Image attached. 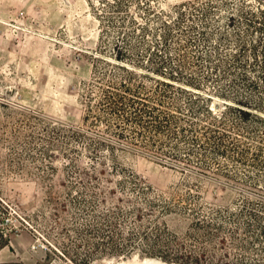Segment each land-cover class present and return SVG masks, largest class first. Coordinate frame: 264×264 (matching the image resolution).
Here are the masks:
<instances>
[{
	"label": "rangeland",
	"instance_id": "374dc122",
	"mask_svg": "<svg viewBox=\"0 0 264 264\" xmlns=\"http://www.w3.org/2000/svg\"><path fill=\"white\" fill-rule=\"evenodd\" d=\"M262 18L0 0V264H264Z\"/></svg>",
	"mask_w": 264,
	"mask_h": 264
},
{
	"label": "bare ground",
	"instance_id": "6f19581e",
	"mask_svg": "<svg viewBox=\"0 0 264 264\" xmlns=\"http://www.w3.org/2000/svg\"><path fill=\"white\" fill-rule=\"evenodd\" d=\"M131 258V259H130ZM129 259L131 261H138V262H144L143 264H151L153 262V259L152 258H148V257H144V258H137L136 254H133ZM139 259V260H137ZM112 260V259H111ZM110 261V260H109ZM114 262V261H113ZM126 262L122 259L120 261H117L116 263L114 264H125ZM110 264V263H109Z\"/></svg>",
	"mask_w": 264,
	"mask_h": 264
},
{
	"label": "trees",
	"instance_id": "16d2710c",
	"mask_svg": "<svg viewBox=\"0 0 264 264\" xmlns=\"http://www.w3.org/2000/svg\"><path fill=\"white\" fill-rule=\"evenodd\" d=\"M263 20H262V22H260V23H262V31H264V18H262ZM141 104L142 105H144V102L143 101H141ZM139 111H141L144 115H151L150 114V109H146V108H144V110L143 109H138ZM240 112H242L241 110H240ZM151 117H153V119H155L156 120V118H155V116H153V115H151ZM214 117H212V119H213ZM5 244L3 243L2 245H1V247L2 246H4Z\"/></svg>",
	"mask_w": 264,
	"mask_h": 264
},
{
	"label": "water",
	"instance_id": "95a60500",
	"mask_svg": "<svg viewBox=\"0 0 264 264\" xmlns=\"http://www.w3.org/2000/svg\"><path fill=\"white\" fill-rule=\"evenodd\" d=\"M130 259H125L124 260L126 262L125 264H143L144 263V262H138V261H131ZM137 260H139V259H137ZM151 264H162V262H159L158 260L153 259V262Z\"/></svg>",
	"mask_w": 264,
	"mask_h": 264
}]
</instances>
